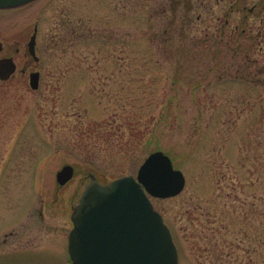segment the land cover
I'll return each instance as SVG.
<instances>
[{
  "label": "rangeland",
  "instance_id": "rangeland-1",
  "mask_svg": "<svg viewBox=\"0 0 264 264\" xmlns=\"http://www.w3.org/2000/svg\"><path fill=\"white\" fill-rule=\"evenodd\" d=\"M263 6L36 0L1 10L4 42H27L37 23L40 81L0 92V264H70L71 215L90 175L102 185L135 177L156 151L185 178L176 196L150 199L179 264H264ZM66 165L73 177L58 185Z\"/></svg>",
  "mask_w": 264,
  "mask_h": 264
},
{
  "label": "water",
  "instance_id": "water-1",
  "mask_svg": "<svg viewBox=\"0 0 264 264\" xmlns=\"http://www.w3.org/2000/svg\"><path fill=\"white\" fill-rule=\"evenodd\" d=\"M36 0H0V9H12ZM36 31L28 48L34 54ZM38 88V73L31 77ZM73 176L63 166L56 182L64 185ZM185 184L181 171L161 151L150 153L135 177L126 175L106 185L90 175L79 203L74 208L68 235L71 264H178V252L169 227L157 212L153 198L179 194Z\"/></svg>",
  "mask_w": 264,
  "mask_h": 264
},
{
  "label": "flooded vegetation",
  "instance_id": "flooded-vegetation-1",
  "mask_svg": "<svg viewBox=\"0 0 264 264\" xmlns=\"http://www.w3.org/2000/svg\"><path fill=\"white\" fill-rule=\"evenodd\" d=\"M262 8H264V6ZM262 8H260L259 10H261ZM254 9L255 8L249 9L247 12H249V14H253ZM230 10L232 11L233 9L231 8ZM243 18L246 20L247 14H244ZM227 23L228 20H226L225 24ZM35 29H37L36 22L33 25V31L31 35L33 34ZM31 35L29 36V39ZM28 41L25 43H20V41L18 40H13L12 43L11 42L9 43V42H4L0 38V92L1 93H7L9 91L8 88L11 87H23L25 89L29 88L33 90L30 84L31 77H34L37 73H38V88H39L40 71H38L37 69L38 57H37L36 43L34 46V54H32L28 48Z\"/></svg>",
  "mask_w": 264,
  "mask_h": 264
}]
</instances>
